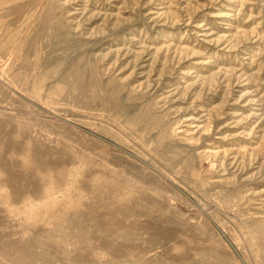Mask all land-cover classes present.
<instances>
[{"label":"rangeland","instance_id":"rangeland-1","mask_svg":"<svg viewBox=\"0 0 264 264\" xmlns=\"http://www.w3.org/2000/svg\"><path fill=\"white\" fill-rule=\"evenodd\" d=\"M0 264H264V0H0Z\"/></svg>","mask_w":264,"mask_h":264}]
</instances>
